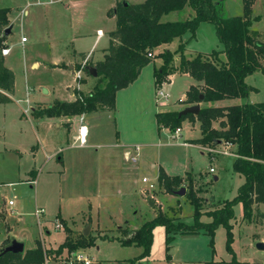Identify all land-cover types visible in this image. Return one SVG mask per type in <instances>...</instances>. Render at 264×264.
Masks as SVG:
<instances>
[{"label": "rangeland", "instance_id": "374dc122", "mask_svg": "<svg viewBox=\"0 0 264 264\" xmlns=\"http://www.w3.org/2000/svg\"><path fill=\"white\" fill-rule=\"evenodd\" d=\"M102 3L101 0H0V6L8 7L7 16L12 24L5 38V44L10 47L5 63L14 70L16 78L13 100L0 102V246L4 239L10 238L9 234L3 237L5 232L17 231L18 239L25 235L24 250L40 241L47 257L43 264H64L61 258L69 252L63 249L56 253L51 248L63 241L65 227L75 235L89 224L88 234L93 242L79 248L91 256V264H124L129 258H138L135 264H210V261L212 264H264V249L257 248L254 242L261 237V233H253L254 226L256 230L258 227L254 207L252 216L243 218L241 201L232 205L231 238L225 225L218 223L212 235L204 230L196 234L177 233L167 248L165 228L157 224L153 227L147 254L142 255L144 247L140 244L120 242L159 210L191 223L193 204L187 196L189 191L194 192L204 212L219 200L235 197L244 179L233 168L235 147L223 141L191 142L201 133L197 119L188 116L181 119V135L176 137L171 130L155 123L151 105L178 111L185 107L186 102L179 99H184L185 89L196 82L190 74L176 72L170 83L167 79L162 81L158 87L167 91V101L153 104L152 92L143 90L152 81V63L145 66L138 85L130 92V99L137 93L136 103L120 94L113 110L102 111L92 121L90 139L83 146L72 137L78 118L71 126L65 122L57 125L56 118L36 117L31 113L38 102L69 99L70 86L86 93L96 83V75L83 71L80 80L68 64L75 49L90 48L97 27L104 34L87 54L101 57L103 47L108 45L107 31L116 27V18L102 11ZM222 8L227 16L241 15L248 10L250 27L264 42V0H249L248 4L245 0H223ZM190 10L189 7L173 10L161 19L185 18ZM81 33L87 34L79 40ZM21 36L25 37L24 41ZM182 36L186 55L223 48L215 25L208 20H201L192 36L189 32ZM178 43L175 37L166 48L153 49L152 55H156V49L173 51ZM62 60L65 65L46 64ZM161 60V56L154 57L156 64ZM174 60L177 64V53ZM33 61L38 64L31 65ZM246 83L253 86L247 92V99L264 101V73H250ZM35 132L44 145L43 148L39 144L36 153L32 149L36 143ZM119 133L123 141L140 146L136 162L125 156V147L112 145ZM57 149L63 155V166L57 160ZM45 152L51 154L49 159ZM160 166L168 173L182 175L184 194H174L159 184ZM32 167L38 169L34 183L29 181L32 174L28 170ZM143 176L153 185L143 182ZM10 198L14 204L8 203ZM36 205L45 208L39 221L33 213ZM58 210L65 223L55 216ZM200 219L211 217L202 213ZM57 220L62 223L59 228L55 227ZM259 231L264 237V219Z\"/></svg>", "mask_w": 264, "mask_h": 264}, {"label": "trees", "instance_id": "16d2710c", "mask_svg": "<svg viewBox=\"0 0 264 264\" xmlns=\"http://www.w3.org/2000/svg\"><path fill=\"white\" fill-rule=\"evenodd\" d=\"M245 1L248 4L249 0ZM222 2L223 0H142L124 3L118 0L114 8L109 10L110 14L115 15L116 27L108 32L109 41L103 57L96 60L90 56L87 58V64L96 68V83L86 93L74 87L75 97L72 100L56 98L50 103H39L31 110L36 117L72 116L91 111L113 110L116 91L132 82L140 69L152 60L153 55H149V52L153 54V49L158 45L179 37L175 50L156 52V55L161 56L162 63L154 70L155 84L158 86L173 72H187L200 83L190 84L184 99L179 101H203L204 104L200 105L197 113H180L177 109L157 110V125L173 131L184 117L197 119L201 134L191 142L213 143L220 138L234 144L233 168L244 179L235 197L219 200L216 206L204 212L200 210L199 200L194 192L189 191L187 196L193 204L191 223L159 210L153 217L141 222L130 236L120 239L122 244L142 245V255L148 253L152 230L157 224L165 228L167 248L177 233L193 234L204 230L212 235L218 223L225 225L228 238H231L233 203L241 201L242 216L246 219L252 216L254 203H264V101L217 103L226 98L245 97L248 90L253 88L246 83L245 77L257 70L264 73V42L251 29L248 10L241 15L227 16L223 12ZM184 7L191 9L185 18L161 19L163 14ZM7 10L8 7L0 6V102L12 100L10 94L14 91V71L4 63L1 53L6 38L4 29L9 25ZM201 20L213 22L223 48L186 55L183 52L186 48L185 40L182 41L181 37L186 32L192 36ZM175 53L178 56L177 64L174 60ZM78 55L82 59L86 54L78 52ZM84 70L86 74H90ZM200 93L204 95L203 100L199 99ZM216 120L217 126L214 125ZM182 179V175L169 174L161 166L158 169L159 184L171 192L181 186ZM202 213L209 215L211 219L201 220ZM61 220L63 221L62 218ZM65 230L63 241L58 247L51 248V251L59 253L65 249L70 252L93 242L90 234L85 235L79 231L73 235L69 228L65 227ZM8 240L4 239L3 243ZM45 256L43 247L37 240L34 247L22 252L0 255V264H43ZM137 259L129 258L124 264H135Z\"/></svg>", "mask_w": 264, "mask_h": 264}, {"label": "crops", "instance_id": "0c3cea01", "mask_svg": "<svg viewBox=\"0 0 264 264\" xmlns=\"http://www.w3.org/2000/svg\"><path fill=\"white\" fill-rule=\"evenodd\" d=\"M90 1V0H89ZM101 1H103V3H102V11L103 10H105L106 11V13L107 12H109V10L111 9V7L112 6H114L115 4H116V2L118 1V0H101ZM123 1V0H122ZM124 1H126V2H139V1H142V0H124ZM107 3H110V4H107ZM109 5V6H108ZM7 7V6H6ZM26 12V11H25ZM114 15V14H113ZM9 25H11V27H12V24H10L9 23ZM114 29V28H113ZM101 31V33L99 34V32L98 31ZM110 30H112V29H109L108 31H107V34H108V32L110 31ZM87 33H81L80 35H79V37H77V39H82L83 38V36L84 35H86ZM104 34V32H103V30H102V28H100V27H97V29H96V35H95V37L94 38H92V41H91V44H90V48H80V49H75L74 50V52H73V58L70 60V62H69V64H68V66H69V68H71L72 70H73V68L75 67V65L77 66V64L79 63V61H80V59H81V56L80 55H78V52H84L85 54H87L89 51H90V49H91V47L94 45V43L98 40V39H100L101 37H102V35ZM8 35V34H7ZM7 35H5L6 36V38H7ZM178 38V42L180 41V39H179V37H177ZM182 39H183V36L181 37ZM184 40V39H183ZM24 41V40H23ZM167 44L168 43H162V44H160V45H158L156 48H166V46H167ZM106 47V46H105ZM105 47H103V49H102V52H101V57H94V55L92 56V59H100V58H102L103 57V54H104V52H105ZM162 49H156V52L157 51H161ZM77 53V54H76ZM9 53H7V54H5V55H3L4 56V63H5V56L6 55H8ZM220 55H223V53H221ZM154 57L155 56H153L152 57V60H150L146 65H144L141 69H140V72H139V74L137 75V77L132 81V82H130L128 85H126L125 87H122V88H120V89H118L117 91H116V93H115V107L117 106V102H118V98H119V96H120V94H121V96H123V97H125L126 96V98H127V100L129 101V99H130V92L133 90V86L134 85H138V83H137V80L139 79V75H140V73H141V71L143 70V68H145V66H147V65H149L150 63H152V81L148 84V85H146V87L145 86H143V90H144V92L147 90V91H150V92H152L151 94L153 95H151L153 98H152V101H153V104H154V102H157V100H156V97H155V92H156V88L158 87V86H156V84H155V76H154V70H155V68H157L161 63H162V60H161V62H159L158 64H156L155 62H154ZM162 59V58H161ZM34 63H36V65L38 64V62L37 61H33L32 63H31V65H33ZM65 63V61L64 60H62L61 62H56V63H51V62H46V64L47 65H65L64 64ZM6 64V63H5ZM7 65V64H6ZM8 66V65H7ZM8 67H10V66H8ZM11 68V67H10ZM12 69V68H11ZM13 70V69H12ZM14 71V70H13ZM258 72H261L260 70H257ZM176 72H178V71H176ZM176 72H173V73H171V74H169L168 75V77H167V82L168 83H170L171 82V77L176 73ZM183 73V72H182ZM184 73H187V72H184ZM189 74V73H188ZM249 75V74H248ZM247 77V76H246ZM246 77H245V80H246ZM196 82L195 83H191V84H197V83H200L199 81H197V80H195ZM15 85H16V78H15V72H14V91H13V93H11L10 95H11V98H12V100H13V95H14V92H15ZM149 85H150V87H149ZM190 85V84H189ZM141 86V85H140ZM252 86V85H251ZM189 87V86H188ZM187 87V88H188ZM141 88V87H140ZM146 88V89H145ZM186 88V89H187ZM69 89H70V93H71V96H70V98L69 99H67V100H72L74 97H75V95H74V87H72V86H70L69 87ZM186 89H185V91H186ZM167 92V91H166ZM122 94H124V95H122ZM136 94V96H137V93H135ZM135 94L133 93L132 94V98L130 99L131 101H132V104H135L136 103V96H135ZM183 97H185V92L183 93V95H182ZM180 98V97H179ZM178 98V99H179ZM237 98H239V100L238 101H236L235 99H237ZM12 100H10V101H7V102H11ZM244 101H249V102H252L251 100H248L247 99V96H245V97H234V98H226V99H222V100H218L217 101V103H219V104H230V103H240V102H244ZM173 102V101H172ZM3 103H5V102H3ZM39 103H44V102H38L37 104H39ZM196 103H199V105H202V104H204V102L203 101H199V102H196ZM157 104V103H156ZM177 104V103H176ZM190 104H194V103H185L184 104V106H186V105H190ZM34 107V106H33ZM32 107V108H33ZM175 108H177V107H175ZM151 109H152V112H153V118H154V121H155V123L157 124V122H156V118H155V112L157 111V110H160V109H157V108H152V105H151ZM164 109H167V108H164ZM25 111V110H24ZM102 111H104V110H98V111H91V112H88V113H83L82 114V116H83V123H85L86 125H87V134H86V142L84 143V144H82V146L83 145H85V144H87L88 143V141H89V139H90V133H91V130L93 129V124H92V121L93 122H95L96 121V117L102 112ZM108 111H110V110H108ZM180 111V110H179ZM79 115L80 114H76V115H72L71 117L70 116H49V117H53V118H56L55 120H57L56 122V124L58 125V123H60V122H65V123H67V125L69 126H71L72 124H73V120H75L76 118H78V124H79ZM85 118H88V121L87 122H85ZM91 118H94V119H91ZM214 125H216L217 126V123H216V121L214 122ZM94 126H95V124H94ZM167 128V127H166ZM77 134H78V125L74 128V130H73V133H72V137H73V141H75V138H76V136H77ZM201 134V133H200ZM181 135V134H180ZM200 136V135H199ZM122 137H121V133H119V134H117L116 135V140H115V142L112 144V145H114V146H118V147H126V146H129V145H131L129 142H125V141H123L122 139H121ZM35 139H36V143H34L33 145H32V149H34V150H36L35 151V153L37 152V147H38V145L40 144V146L41 147H43L44 148V145H43V143H42V140L40 139V136L35 132ZM221 142H222V140H221ZM224 142V141H223ZM183 143H187L186 141H183ZM220 143V142H219ZM213 144H215V143H213ZM217 144V143H216ZM79 145V144H78ZM228 146L229 147H231V146H233V147H235V145L234 144H232V143H230V144H228ZM59 149V148H58ZM57 149V153H55L56 154V156H57V160H58V162L60 163V164H62V166H63V161H64V159H63V155L62 154H60V150H58ZM15 150H18L17 148H15ZM55 151H56V149H55ZM46 153V158H50L51 157V154H48L47 152H45ZM234 155H235V153H234ZM151 165L153 166L154 165V163L153 162H151ZM164 169V168H163ZM165 170V169H164ZM29 173L30 174H32V178H30V179H35V181H36V178H37V175H38V169H36V168H34V167H32V168H30L29 170ZM63 172V171H62ZM167 172V171H166ZM168 173V172H167ZM169 174H177V173H169ZM63 175V174H62ZM29 179V180H30ZM10 183H11V181H10ZM12 204H14V201H13V203ZM264 206V203L263 202H259V203H254L253 204V207H254V210H255V213H254V217H255V225H257L258 224V227H257V230H256V227L254 226V224H253V226H254V228H253V233H255L256 231L258 232V233H261V237H257L256 239H254V242H256V241H258V240H262V241H264V237H263V234H262V232H260L259 231V228H260V226L262 225V223H263V219H264V211H263V209H262V207ZM264 208V207H263ZM13 209H15L16 211H17V208H15V207H13ZM55 216H58V217H60L61 218V215H60V212H59V210H58V212L56 213V215ZM205 221V220H204ZM232 222V221H231ZM257 223V224H256ZM46 231L47 232H49V230L48 229H46ZM255 231V232H254ZM7 234H9V237H12V236H14V237H16V238H20V236H19V234H17V231H13L12 230V232H10V233H8V232H5V234H4V236L3 237H6L7 236ZM193 234H196V233H193ZM2 237V238H3ZM21 238H25V235L23 236H21ZM22 239V240H23ZM32 247V246H31ZM30 248V247H29Z\"/></svg>", "mask_w": 264, "mask_h": 264}, {"label": "built area", "instance_id": "2783aa9c", "mask_svg": "<svg viewBox=\"0 0 264 264\" xmlns=\"http://www.w3.org/2000/svg\"><path fill=\"white\" fill-rule=\"evenodd\" d=\"M99 34L101 33V31H98ZM21 40H25L24 36H21ZM10 47L7 44H4L1 47V53L3 55L9 53ZM149 55H152L151 52H149ZM89 57L88 54L85 55V57H83L82 59H80L79 61V66L76 68H73V71L76 73L77 77L80 78L82 75V72H85V67L87 65V58ZM155 97L157 102L159 100H164L162 102H160V104H165L166 103V99L168 97V93L166 91H164L163 89L157 87L156 88V92H155ZM180 100V99H179ZM180 126H177L172 132L174 133V136H179L180 135ZM86 134H87V125L85 123H83V116L82 114H80L79 116V124H78V134L75 138V141L78 142L79 145H82L86 142ZM227 144H230V142H226ZM139 151H140V146L137 144H131L129 146H126L124 149V154L125 156H130L129 158L132 160V162H136L137 161V157L139 156ZM131 154V155H130ZM210 170H212V168H210ZM141 180L143 182H149V179L147 176H143L141 178ZM30 182L34 183L35 179H30ZM149 185L152 186V182H149ZM8 203L12 204L13 200L10 198L8 199ZM45 212V208L43 206H39L36 205L33 213L34 215L37 217L38 221H39V217L42 213ZM62 226V223L60 221H56L55 222V227L59 228ZM62 259V263L64 264H74V263H81V264H91L92 262V258L91 256L86 253L84 250H82L81 248H78L76 250L70 251L67 255V257H63ZM45 260H47V257H45Z\"/></svg>", "mask_w": 264, "mask_h": 264}, {"label": "water", "instance_id": "95a60500", "mask_svg": "<svg viewBox=\"0 0 264 264\" xmlns=\"http://www.w3.org/2000/svg\"><path fill=\"white\" fill-rule=\"evenodd\" d=\"M124 3H127L126 1L123 0ZM11 29V25H7L4 29V34L7 35L10 32ZM86 71H88L91 75H96V68L91 65V64H87L85 67ZM204 95L202 93L199 94V99L203 100ZM200 105L199 103H194V104H190L185 106L182 110H180V113H185V112H193V113H197V111L199 110ZM221 142V139L218 138L216 139L213 143H219ZM216 178V176H214ZM185 191V187L182 185L177 189H174L172 191V193L180 195V194H184ZM150 203H152L151 200H149ZM89 231V224H86V226L82 229V233L83 234H88ZM256 247L259 249H264V241L262 240H258L255 243ZM24 251V241L22 239H18L14 236L10 237L9 240L6 243H3L0 246V255L6 253V252H22Z\"/></svg>", "mask_w": 264, "mask_h": 264}]
</instances>
